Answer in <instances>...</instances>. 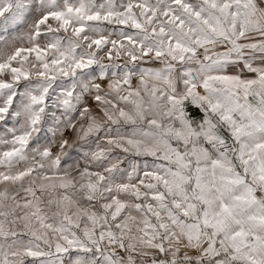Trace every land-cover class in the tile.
<instances>
[{
    "label": "snow or ice",
    "instance_id": "1",
    "mask_svg": "<svg viewBox=\"0 0 264 264\" xmlns=\"http://www.w3.org/2000/svg\"><path fill=\"white\" fill-rule=\"evenodd\" d=\"M0 264H264V0H0Z\"/></svg>",
    "mask_w": 264,
    "mask_h": 264
}]
</instances>
